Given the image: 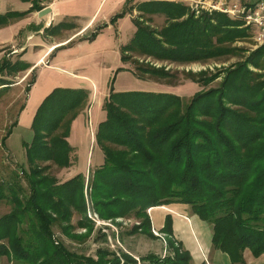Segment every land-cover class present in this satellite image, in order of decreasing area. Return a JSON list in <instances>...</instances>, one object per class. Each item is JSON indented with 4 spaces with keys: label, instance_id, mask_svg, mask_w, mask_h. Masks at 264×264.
<instances>
[{
    "label": "trees",
    "instance_id": "16d2710c",
    "mask_svg": "<svg viewBox=\"0 0 264 264\" xmlns=\"http://www.w3.org/2000/svg\"><path fill=\"white\" fill-rule=\"evenodd\" d=\"M34 7L0 13V26ZM137 9L140 14H164L167 24L159 30L134 18L137 31L122 48L123 61L129 50L182 63L203 60L231 52L226 44L245 35L244 28L225 14L196 16L175 1L147 0ZM126 12L117 13L112 21ZM262 55L264 47L229 69L218 88L197 92L186 105L171 93L112 89L98 134L105 160L88 183L94 209L105 219L142 218L133 231L148 233L149 208L188 204L192 215L213 226V246L226 253L231 264H244L246 249L255 257L264 254V78L249 66L259 67ZM31 66L25 60H4L0 91L9 83L5 71ZM216 76L199 82L207 85ZM35 80L36 76L30 85ZM87 95L85 89L56 88L40 105L32 124L33 141L26 144L34 164L25 177L29 193L19 179L0 181V200L13 204L11 212L0 217V258H11L15 264H137L125 252L121 258L100 247L95 258L53 239L55 222L71 220L75 209L86 213L85 176L79 173L57 185L52 182L56 177L44 173L48 166L36 163L71 165L68 125ZM172 219L168 214L164 227L172 253H149L142 257L144 263L191 264L190 250L173 239ZM92 225H87L89 232Z\"/></svg>",
    "mask_w": 264,
    "mask_h": 264
},
{
    "label": "rangeland",
    "instance_id": "374dc122",
    "mask_svg": "<svg viewBox=\"0 0 264 264\" xmlns=\"http://www.w3.org/2000/svg\"><path fill=\"white\" fill-rule=\"evenodd\" d=\"M143 1L147 0H64L60 4L61 13H71L73 16L65 19L62 16L59 22L61 17H57L56 0H0L1 14L9 11H26L32 7V4L35 6L25 16L14 17L9 23L0 26V65L6 59L12 62L36 61L50 46L51 50L45 62L53 65L40 74L38 86L31 97H28L31 89L27 88H32L37 80L30 85L33 77L37 75V65L18 72L12 71L8 74L5 71L3 73V77L8 79L9 83L5 84L4 86L7 87L0 91V181L19 179L25 187V192L29 193L25 177L32 171L34 164L29 161L26 144H31L34 138L32 124L35 115L45 98L56 88H64L65 83L75 81L73 77L83 79L81 81L86 79L82 86L91 87L84 88L88 92L85 103L81 105L80 110L78 109V114L70 119L68 125L70 132L67 140L70 142L69 137H71L73 141L75 140L74 142L78 143L77 145H80L78 160L80 166L83 167L87 161L88 151L92 153L93 149L95 152L103 153L105 160L104 150L98 141L100 123L98 128L96 126L101 116L102 98L106 90L108 94L112 89L114 91L135 89L154 93H171L179 95L183 104L186 105L197 92L218 88L229 69L246 61L253 52L260 48L254 40L252 29L246 28L240 20L225 14L239 28H244L245 34L226 44L232 50L227 54L182 63L158 59L145 53L129 50L125 53L128 56L127 60L123 61L122 48L132 40L137 31L134 18L144 20L143 22L147 25L159 30L167 24L164 14H140L137 7ZM169 1L184 4L189 11H194L196 16L207 12L202 10L197 14L193 8L196 1L203 0ZM41 6L42 9H39ZM46 9L52 11L51 22L49 20L51 13L41 15V12ZM124 10H127L125 15L118 16L112 21L117 13ZM90 20L91 24L95 23L94 26L87 30L88 33L85 36L76 38L83 25ZM134 29L136 31L132 34ZM97 31L99 33L91 38V35ZM69 38L75 40L68 41ZM258 59L261 63L259 67L251 63L249 66L255 73L262 74L260 77L262 79L264 78V55ZM45 62L43 64H46ZM124 64L127 66L122 67ZM120 67L123 69L118 71ZM214 75H217L216 78L207 85L199 82L200 79ZM88 77H90L89 81H87ZM91 79L98 83H94ZM50 84L54 87L44 99H41V103H38L42 92ZM170 89L173 92L168 91ZM108 97L109 95L106 96L105 102ZM104 104L103 110L106 111ZM23 105L24 108L21 111ZM231 107L237 108L235 105ZM20 113H23L21 120ZM105 113L107 118V111ZM73 148L77 151L75 147ZM70 157L71 165H73L77 157L72 153ZM38 163L41 167L48 166L44 173L50 178L56 177L57 179H52V182L56 180L57 185L71 179L64 180L73 175L72 171L60 173L59 171L63 172L61 169L65 167L57 165L53 160L37 161L36 165ZM103 163L91 166L89 170L82 173L85 176L86 213L75 209L71 220H59L52 225L53 239L56 244L62 242L72 251L92 255L95 258H97V250L100 247H106L115 251L121 258V254L125 252L132 255L137 264H146L142 257L149 253L162 256L172 253V248L169 246V235L164 231L165 223L162 229L160 225L166 221L168 214L174 218L177 215L175 212H181L182 216L185 215L188 224L185 223V219L179 218L177 223L181 226L178 228L179 231L173 232V239L180 244L183 250L189 249L194 254L191 264H230L224 252L217 251L213 243L210 247L213 226L197 216H190L192 209L188 204L171 203L160 205V208L156 210H153L155 207L149 208L151 226L148 233L142 232L141 229L137 232L133 231L134 227L141 226L142 223V218L134 215L114 219L103 218L94 209L88 192V183L91 181L92 173ZM12 208L13 204L10 201L0 200V217L11 212ZM178 208L183 210L178 211ZM98 218L105 224L94 221ZM84 222L85 225H82L81 223ZM88 224H93L91 232L88 231ZM244 256V264H264V254L255 257L250 249H246ZM15 263V260L6 256L0 258V264Z\"/></svg>",
    "mask_w": 264,
    "mask_h": 264
},
{
    "label": "crops",
    "instance_id": "0c3cea01",
    "mask_svg": "<svg viewBox=\"0 0 264 264\" xmlns=\"http://www.w3.org/2000/svg\"><path fill=\"white\" fill-rule=\"evenodd\" d=\"M61 2H64V0H56V2H55V5H57L56 7H55V5H53L56 9H57V17H61V19H59L58 21L60 22L61 20H62V16L64 17V19L65 18H68V17H71V16H73V15H71V13H66V14H63V13H61L62 11V9H61V7H60V4H61ZM91 20L87 23V24H85V25H83V27L81 28V31H80V33H79V35H78V37H76V38H79L80 36H85V34H87L88 32H87V30L88 29H90V28H92L93 26H94V24L95 23H93V24H91ZM136 31V29H134V31L132 32V34L134 33ZM131 34V35H132ZM75 38V37H74ZM74 38H69V39H71V40H69L68 39V41H73V40H75ZM77 40V39H76ZM51 50V46L49 47V48H47L46 50H44L42 53V55L35 61H29L30 63H31V65H37L38 66V68H37V75H36V82L33 84V86H32V88H31V92H29L30 93V95L28 94V97H31V95H32V93L34 92V90H36V88H37V86H38V82H39V76H40V74L43 72V70H45L46 68H49V67H52L53 65L52 64H50V63H46L45 62V60L47 59V57L49 56L48 55V53H49V51ZM27 60V59H26ZM46 63V64H43V63ZM125 66H127V65H122V67H125ZM82 76H85V75H82ZM73 79L75 80V81H73V82H67V83H65L64 85V88H71V89H84V88H91V87H89V86H82L84 83V81H86V79L84 80V81H81V80H83V79H79V78H75V77H73ZM90 80V77H88L87 78V81H89ZM94 83H98V81H96V80H93V79H91ZM54 87V85L53 84H50L49 86H48V88H46L43 92H42V96L41 97H39V102L38 103H41L40 101H42L41 99H44V97H45V95L47 94V93H49L51 90H52V88ZM127 90H129V89H126V90H122V91H127ZM135 90V89H134ZM92 91H93V89H92ZM168 91H171V92H173V90H168ZM109 92L106 90V92H104V94H103V98H102V100H103V102H102V104H101V116H100V119H99V121H98V124H97V128H98V125H99V123H101V122H103L104 120H106V111L105 110H103V104H104V102H105V99H106V96H108L109 94H108ZM26 105V104H25ZM38 105V104H37ZM37 107V106H36ZM21 114V113H20ZM22 116H23V113L21 114V117H20V120H21V118H22ZM19 122V121H18ZM74 138V137H73ZM69 139H70V145L72 146V148L73 147H75L76 149H77V151H75V149L73 148V152H72V154L73 155H75L77 158V160L75 161V163L73 164V165H71L70 167H65V168H63V169H61V170H63V172H61V171H59L60 173H67V171L69 172V171H72L71 173L73 174V175H76V174H78V173H85L87 170H89V168L92 166V167H94V166H96V165H98V164H102V162H104V158H103V153H99V152H95V150L93 149V151H92V153H91V151H88V157H87V161H86V164L84 165V163H83V167L82 166H80V161L78 160L79 159V156H78V152H80V150L78 149V148H81L80 147V145H77L78 143L77 142H74L73 141V139L71 138V137H69ZM26 141V140H25ZM97 153V155L95 156V153ZM64 175V174H63ZM73 175H70L69 177H67V178H64V180H66V179H68V178H72V176ZM158 208H160V206H157V207H155L153 210H156V209H158ZM187 208V207H186ZM183 209L182 208H178V211H182ZM150 212H152V211H150ZM177 215H176V217H174L173 218V220H174V224H173V228H174V231H179L178 230V228H179V226H181V225H179L178 223H177V220L179 219V218H182L184 221H185V223L186 224H188L187 223V219H186V217H185V215H183L182 216V214L183 213H181V212H175ZM190 216H192V214H191V212H190V214H189ZM194 217H195V215H193ZM166 217V216H165ZM191 220V219H190ZM198 221L199 222H201L199 219H198ZM164 223H165V221L160 225V229H162L163 228V226H164ZM156 224V223H155ZM156 226H157V224H156ZM158 228V227H157ZM212 242H210V247H211V244ZM198 244V243H197ZM200 244V243H199ZM198 249H199V247H198ZM206 249V248H205ZM208 250V249H207ZM206 250V251H207ZM217 251H221V250H217ZM199 253H200V251H198ZM222 252V251H221ZM191 254H192V256H194V254L191 252ZM226 254V253H225ZM227 255V254H226ZM227 258H228V260H229V262H230V264H231V261H230V259H229V256L227 255ZM193 259H194V257H193Z\"/></svg>",
    "mask_w": 264,
    "mask_h": 264
},
{
    "label": "built area",
    "instance_id": "2783aa9c",
    "mask_svg": "<svg viewBox=\"0 0 264 264\" xmlns=\"http://www.w3.org/2000/svg\"><path fill=\"white\" fill-rule=\"evenodd\" d=\"M193 6L197 14L202 10L220 12L240 20L243 26L254 31L257 46L264 47V0H203ZM94 221L105 224L100 218Z\"/></svg>",
    "mask_w": 264,
    "mask_h": 264
},
{
    "label": "water",
    "instance_id": "95a60500",
    "mask_svg": "<svg viewBox=\"0 0 264 264\" xmlns=\"http://www.w3.org/2000/svg\"><path fill=\"white\" fill-rule=\"evenodd\" d=\"M46 10H48V9H46ZM46 10H43V11L41 12V15H44L45 13H51V16H50V18H49V20H50V22H51V20L53 19L52 11H51V9H49L48 11H46ZM45 28H46V27H45Z\"/></svg>",
    "mask_w": 264,
    "mask_h": 264
}]
</instances>
